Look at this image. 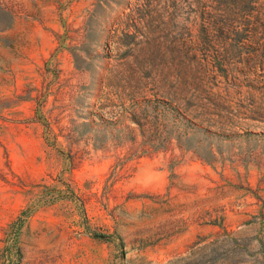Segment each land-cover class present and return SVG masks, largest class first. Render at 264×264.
Masks as SVG:
<instances>
[{"label": "rangeland", "instance_id": "rangeland-1", "mask_svg": "<svg viewBox=\"0 0 264 264\" xmlns=\"http://www.w3.org/2000/svg\"><path fill=\"white\" fill-rule=\"evenodd\" d=\"M0 264H264V0H0Z\"/></svg>", "mask_w": 264, "mask_h": 264}, {"label": "trees", "instance_id": "trees-1", "mask_svg": "<svg viewBox=\"0 0 264 264\" xmlns=\"http://www.w3.org/2000/svg\"><path fill=\"white\" fill-rule=\"evenodd\" d=\"M29 212L27 211V210H23L22 211V214H25V215H27Z\"/></svg>", "mask_w": 264, "mask_h": 264}]
</instances>
